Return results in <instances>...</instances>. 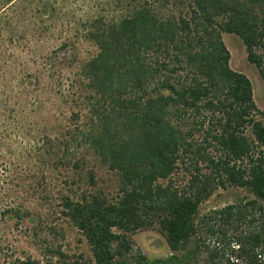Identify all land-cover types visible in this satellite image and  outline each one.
Returning a JSON list of instances; mask_svg holds the SVG:
<instances>
[{"label": "trees", "instance_id": "trees-1", "mask_svg": "<svg viewBox=\"0 0 264 264\" xmlns=\"http://www.w3.org/2000/svg\"><path fill=\"white\" fill-rule=\"evenodd\" d=\"M13 1L0 0V13ZM178 1L122 0L115 14L86 15L63 29L69 33L59 48L84 38L98 52L78 65L73 82L80 109L67 123L73 129L67 125L68 135L56 132V138L34 134L42 150L32 159L41 168L75 170L86 163L73 151L77 142L117 174L114 198L98 191L63 200L62 214L90 247L89 264H129V234L154 225L172 253L148 258L136 249L134 264H264V111L249 78L230 66L222 38L223 31L239 36L264 80V0ZM53 28L42 22L44 31ZM53 60L45 56L40 67ZM24 73L39 92L43 72ZM53 93L64 100L60 87ZM19 106L13 99L0 105L3 221L22 220L28 210L18 205L20 193L45 180L24 159L31 151L10 138L30 136ZM94 178L89 170L91 184ZM228 187L252 198L199 216L202 202Z\"/></svg>", "mask_w": 264, "mask_h": 264}, {"label": "rangeland", "instance_id": "rangeland-1", "mask_svg": "<svg viewBox=\"0 0 264 264\" xmlns=\"http://www.w3.org/2000/svg\"><path fill=\"white\" fill-rule=\"evenodd\" d=\"M172 4L177 5L179 1L172 0ZM124 5L122 0H14L0 13V17L9 23V27L3 30L0 22V105L3 107L8 100L13 99L20 103V108H24L18 117L31 129L30 136L19 137L15 134L10 138L22 151H31L30 157L23 156L34 168L33 171L39 176L43 171L45 174L44 182L36 186L34 191L26 188V192L20 193L18 205L28 210L22 220L10 218L3 221L0 217V264H12L15 259H30L39 264H89L91 260V250L83 233L61 212L63 200L65 197L77 200L98 191L108 198H114L119 188L118 176L77 142L73 151L78 152L76 157H85L86 163L82 167L74 170L57 164L41 168L32 159L42 150L41 141H36L34 134L48 132L55 138L56 132L68 135L64 132L65 127L68 121H76L74 115L80 109L76 106V83L73 82L78 65L98 52L96 45L84 38L74 41V47L59 48L64 35L69 33L63 29L84 21L86 15L115 14ZM42 22L54 27L51 32L41 29ZM222 38L230 52V66L249 78L254 101L264 111V80L258 68L247 60L241 38L225 31L222 32ZM47 55H51L54 60L44 68L40 67ZM24 71L31 72L32 77L37 75V71L43 72L39 92L33 87L36 83ZM58 87L64 96L61 102L54 100L60 98L53 93ZM28 93L32 95L27 96ZM34 95L40 97L41 105H37L38 100ZM68 127L72 128L71 125ZM3 129L0 127L1 132ZM89 170L95 173V184L89 182ZM246 198L250 199L252 195L243 188L218 189L202 202L199 216ZM129 235L134 243L126 257L129 264H134L136 249L148 258L166 257L172 253L157 225Z\"/></svg>", "mask_w": 264, "mask_h": 264}]
</instances>
